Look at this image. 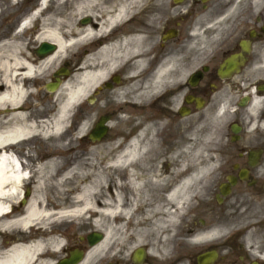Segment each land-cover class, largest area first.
<instances>
[{"label":"flooded vegetation","instance_id":"flooded-vegetation-1","mask_svg":"<svg viewBox=\"0 0 264 264\" xmlns=\"http://www.w3.org/2000/svg\"><path fill=\"white\" fill-rule=\"evenodd\" d=\"M131 7L103 42L138 36L128 49L137 51L140 64L133 65L129 56L114 74L117 84L110 78L91 89L85 116H91L92 127L99 117L106 118L108 132L100 142L91 143L87 136L79 142L122 149L137 136L144 137L139 138L143 143L153 136L167 155L196 151L203 157L183 165L179 177L198 179L187 243L176 244L169 232L159 233L154 250L140 248L142 261L134 260L135 248L127 258L104 264H198L202 253L214 257L213 264H264V0H138ZM26 54L34 67L45 58L34 49ZM166 69L171 78L157 84V73ZM44 71L32 76L22 68L16 71L13 81L23 97L18 107L5 104L0 120L15 122L19 113L29 122L53 120L56 107H47L52 94L45 85L56 79ZM133 74L138 75L141 98L117 107L113 94ZM128 111L136 120L113 130L116 118ZM27 146L22 142L11 151L24 169L37 163L24 154ZM34 189L22 184L9 211L14 219L23 214ZM37 192L41 206L56 209V195L45 189ZM32 234L20 225L0 231V258L33 245L37 237ZM88 248L85 238L46 245L38 257L22 264H66L72 251L85 254Z\"/></svg>","mask_w":264,"mask_h":264},{"label":"bare ground","instance_id":"bare-ground-1","mask_svg":"<svg viewBox=\"0 0 264 264\" xmlns=\"http://www.w3.org/2000/svg\"><path fill=\"white\" fill-rule=\"evenodd\" d=\"M137 1L64 0L49 12L46 11L48 7L42 8L37 13L40 16L37 20L39 21L38 26L32 27V19L25 20L20 25V30L34 32V40L50 42L56 46V50L51 55L38 61L37 67L30 63L32 56L26 54L27 47L20 50L19 45H16L22 37L20 30L9 42L15 50L8 52L0 50V84L3 86L0 91V113H2L5 104L13 107L20 106L19 100L22 99L23 92L13 81L16 71L22 68L25 75L32 76L37 70L49 69L58 61L66 60L68 52L70 55L72 50H76V54L79 50H84V56L78 63L77 69L60 82V87L55 94L56 112L51 126H48L46 122H29L23 113L14 117L15 122H13V118L4 121L6 117H2L0 120V231L8 230L16 225L25 229L42 222L47 223L53 219L78 220L82 219L85 214H89V217L93 218V226L102 230L103 238L99 243L87 249L82 264H89L91 260L116 256L110 252L122 244L124 224L130 223L134 209H145L144 220L146 222L144 225L148 223L153 226L166 224L168 228L171 227L175 212L184 204L183 199L192 178L173 184L170 178L171 173L168 172L166 177L156 174L154 154L145 150L146 144L142 150H139V138L132 139L129 145L123 149L121 155L112 162L109 158L110 153L105 152L102 157L104 165L96 168V172L93 174L79 169L76 165L62 175L58 173L59 168L56 167L58 161L53 156L41 163L38 162L34 170L35 174L33 172L32 175V177L35 175L33 185L34 190H37L30 197L23 214L14 219L8 211L20 196L22 184L29 178L28 173L19 166L11 151L20 143L29 141L28 139L24 140L25 138L34 135H36L35 138L41 139L50 137L59 139L60 134L66 130L68 114L76 105L83 102L94 86L103 82L108 74L116 72L129 56L134 58L133 65L140 64L141 58L137 51L134 50L130 53L128 49L133 42L138 40V36L122 37L111 44L103 42L112 33V31L106 33V28H112L132 8L131 4ZM45 4L46 1H43L41 6ZM64 4L73 5L76 13L86 14L84 16L90 18L91 21L87 25L72 24L69 19L63 16L61 7ZM72 37L76 38L71 39ZM17 38H19L18 41ZM5 44H1L0 49L6 47ZM165 73H168L167 69L159 71L156 75V82L161 83ZM128 78L127 85H130H126L128 88L125 90L124 88L119 89L120 92L117 95L131 97L132 91L136 89L134 97L137 99L141 94L138 75L133 74ZM86 124H80V132L85 129ZM140 137L144 140L142 135ZM148 145L152 144L148 143ZM102 146L109 147L106 144ZM135 169L141 170L140 182L136 179L138 176H136ZM120 170L124 171L123 179H120L118 183L114 182V184L105 186L106 183H103L102 180L110 174V171L119 172ZM72 175L80 182L77 189L67 190L69 203L58 204L55 211L41 206L39 194L37 195L41 186L49 182L59 186L63 185L66 179ZM155 188L161 192L166 189L165 201L167 203H163L164 200L161 198L154 203L149 200V195L155 191ZM63 198V200H67L66 196ZM170 204L176 207L174 212L170 210ZM64 207L69 209L63 210ZM162 212L164 213L161 214ZM102 218L106 220L105 228L100 227ZM143 229L146 231L148 228ZM133 234L135 238L136 233ZM130 237L129 235L128 238L130 239ZM62 242L58 236L48 235V238L43 241L39 240L29 247L17 248L11 253L9 252L10 254L6 257L0 258V264H22L26 259L32 260L38 257L46 245L57 247Z\"/></svg>","mask_w":264,"mask_h":264},{"label":"rangeland","instance_id":"rangeland-1","mask_svg":"<svg viewBox=\"0 0 264 264\" xmlns=\"http://www.w3.org/2000/svg\"><path fill=\"white\" fill-rule=\"evenodd\" d=\"M63 1L64 0H48L45 4L48 6L46 11L49 12L53 10L54 8L57 7L58 3H62ZM37 2H38L37 0H24V1H19L18 4L14 5V2L12 0H0V42L2 44L9 43L12 41V38L15 37L16 28L18 24L23 18L28 16L32 8L38 5ZM61 11L63 13V16L66 19H69L72 24L78 25V26L80 22L79 20L84 18L85 17L84 15H86V14L83 15V13L82 14L76 13L74 6L70 4L62 5ZM32 24H33L32 27L38 26L39 21H35ZM108 29L109 28H106V31H108ZM20 33H22V37L20 39V42L16 43V45H19L20 50H23L27 46H36L38 44L39 41L34 40L35 34L33 32L31 33L28 31H23V32L20 31ZM18 40L19 38H17V41ZM5 45L6 47L0 50H5V52L15 50L14 48L11 47V43L5 44ZM31 48L32 47H29L28 49L30 50ZM75 51L72 50L70 55L68 52V58H66V60H63L64 62H68L70 64V70L72 73H74V71L77 69L78 63L82 60V57L84 56L83 50H79L77 54L75 53ZM60 64H61L60 62L55 63V65L49 68L48 73L51 74L52 71L57 70ZM113 66L114 68L116 67L115 64ZM170 78H171L170 75H166L164 77L165 80L163 79V81L166 83V81L168 82ZM156 83L158 84L159 82H156ZM127 86L122 87V88H124L125 90L126 88H128ZM135 90L136 89L132 91L131 97L129 95L124 96V97H119L117 93H114L112 102L116 106L123 104L124 101H126L127 103L138 102V100L141 98V94L139 93L140 96H138V98L136 99V97H134ZM52 105L54 106V104L52 103V104L47 105V107L49 109L53 108ZM75 108H73V110L68 114L67 122L65 124L66 127H68V124L71 121L72 114L74 116V113L76 110ZM79 109L78 110H79L80 116L79 117L74 116L72 118V121L75 120L74 124H72L71 128L61 133L59 139H55L53 137H50L48 139L44 138L42 139L44 143L41 144L39 142L40 140H38L39 138H37L36 141H32L28 145V147L24 151V154L26 156H32L33 158L37 159V161L40 163L41 161L43 162L50 157H53V156L56 157L58 161L56 167L59 168L58 173L62 175L67 170H69L70 168L76 165H78L79 169L81 170L84 169L83 171L85 172H88L90 174L95 173L96 168L102 167L104 165L102 157L105 152L110 153L109 158L111 162L114 161L118 157V155L116 154L123 152V150L122 149L117 150V148L114 147L113 144L111 143L107 144L109 145V147L107 148H105L102 145H97V146L90 148L85 143L84 144L79 143L78 133L80 132L75 130L76 125H78L79 123L80 124L87 123L85 125V129L81 132L83 134V133L88 132L90 125L92 123L91 116L90 117L87 116L85 120L82 119L84 118V115H85L84 111L88 109V105L86 101L83 104V106H81V108L79 107ZM133 113H134L133 111H128V113H125V114L121 112V114L116 118V121L114 122L113 130L115 131L122 130L125 125H128L129 123L128 120L135 121L136 119H131L132 118L131 115ZM152 138H153V141H152L153 145L149 146L150 148H147L146 151H148V153L150 152L154 154L153 157H154V160L156 161L155 163L157 166H159V164L168 163L166 169H163L164 166L162 165L159 168L157 167L156 174H158L160 177L161 175H163V177H166L168 172L171 173L172 175L170 178L173 183L174 181H176L177 177L181 174L180 167H182L183 165L187 166L190 163L194 164L195 162H199L200 158H202V153L201 152L198 153L196 151L195 152L185 151L181 153H176V154L171 153L167 155L164 150L160 149L158 139H156L153 136ZM140 142H139L138 148L139 150H142ZM45 147H47V149H45ZM36 166L37 165L33 166L30 169L31 171L34 172V174H35L34 170L36 169ZM134 171L136 172V176H138L136 177V179H138L140 182L139 176L141 175V172H140L141 170L135 169ZM34 176L31 178V181H29L28 185H31L34 183V180H35ZM124 176L125 175H124L123 170H120L119 172L110 171V174H108L107 177L104 178V180H102V182L106 183L105 186H107L108 184H112V183L114 184V182L118 183V181L120 179H123ZM192 178L193 179L191 183L189 184L190 187L189 189L187 187L186 194L183 199L184 204L177 212H175V217H174L171 227L168 228L166 224H162L160 226H156V225L153 226L148 223L144 225V223L146 222L144 220L145 209L144 208H139L138 210L134 209L133 217L131 218L130 223L124 224L123 233H122V237H123L122 244L117 246L114 250L110 252L112 253V255L116 254V256L115 257L111 256L106 259H102L104 261L100 262V264H104V262H106L105 260L113 261L114 263L117 260H122L126 258L129 252L136 246H141V247L150 246L152 250H154L155 240L159 233L163 234L165 232H169V235L172 236L171 238H175L176 244H179V242L186 244L187 243L186 227H187V224H189L188 219L190 217L189 215L188 217H186V214L190 206L194 204L193 199H192L193 194L195 192L194 185H196L198 181L197 177H192ZM79 182L80 181L77 180L74 175H72L66 179L63 185L59 186V185L52 184L49 182V183L43 184L41 188L45 190H50L53 196L56 195L57 205H58V204H63L65 202L69 203L70 199L67 197L68 196L67 190L77 189ZM51 190H54V191H51ZM154 190L155 191L149 195V200H151L152 203H154V202H157L159 198H161L162 200H164L163 203H167V201H165L166 199L165 194H164L165 191L161 192L157 188H155ZM63 196H66L67 200H63L64 199ZM170 210L174 212L176 210V207L170 204ZM163 213L164 212H162L161 214ZM100 223H101L100 227L102 228H105L107 226L106 220L103 218L100 220ZM145 227H147L148 229L146 231H143L144 230L143 228ZM34 228L35 230L33 231L35 233L33 232L32 235L33 236L36 235L40 237L39 240L41 239L42 241L44 240L46 234L53 235L54 233H57V235L60 236L59 238L62 239L64 242H71L73 240L77 242L80 237L85 236L86 234H89L94 229L96 231L102 232V230L96 229V227L93 226V218L89 217V214H85L82 219H78V220L66 218L64 220L59 219L55 221L53 219V221L50 223L42 222L39 225H35ZM133 233H136L135 238H134ZM42 234L44 237L43 236L41 237ZM174 234L176 236H174ZM129 235L131 236L130 239L128 238ZM161 244L163 248V241L161 242ZM177 249H178L177 250L178 253L181 252L179 251V246L177 247Z\"/></svg>","mask_w":264,"mask_h":264},{"label":"water","instance_id":"water-1","mask_svg":"<svg viewBox=\"0 0 264 264\" xmlns=\"http://www.w3.org/2000/svg\"><path fill=\"white\" fill-rule=\"evenodd\" d=\"M41 49H44L46 53H51L52 51H54L55 49V45L53 44H48V43H43ZM57 74H66V72H63L62 70L59 71ZM48 90L52 91L56 88V86H51L48 85ZM106 133V127L104 126V119L101 118L98 123L96 124L95 128L93 129V131L90 134V138L92 140H99L101 139V137H103V135ZM102 236L98 233H94L92 235H90L88 237L89 240V244L93 245L94 243L98 242L99 240H101ZM82 257V254L80 252H74L71 254V260L72 261H78L80 260ZM142 257V255L140 253H138L135 258L136 259H140ZM199 264H211L209 262V259L207 256H200L199 258Z\"/></svg>","mask_w":264,"mask_h":264}]
</instances>
